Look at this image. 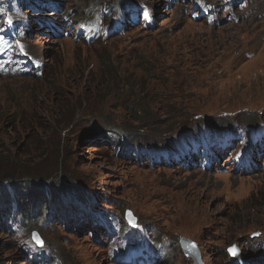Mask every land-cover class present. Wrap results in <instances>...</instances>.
Here are the masks:
<instances>
[{"label": "rangeland", "instance_id": "374dc122", "mask_svg": "<svg viewBox=\"0 0 264 264\" xmlns=\"http://www.w3.org/2000/svg\"><path fill=\"white\" fill-rule=\"evenodd\" d=\"M40 1L50 0H15L0 13L5 28L23 33L20 49L43 65L36 77L0 75V182L59 181L72 209L88 210L84 196L93 206L89 222L48 212L33 226L13 221L12 201L9 221L0 213V264H34L48 253L52 264H120L112 251L125 246L103 218L115 216L119 227L127 210L138 221L128 239L141 231L164 241L161 264H194L181 237L197 244L204 264L260 254L264 168L236 173L230 157L213 171L152 166L114 149L107 133L120 127L132 147L155 149L197 127L264 123V0H212L220 9L209 20L193 19L189 0H52L78 19L95 1L154 11V26L94 44L36 27Z\"/></svg>", "mask_w": 264, "mask_h": 264}, {"label": "trees", "instance_id": "16d2710c", "mask_svg": "<svg viewBox=\"0 0 264 264\" xmlns=\"http://www.w3.org/2000/svg\"><path fill=\"white\" fill-rule=\"evenodd\" d=\"M12 2V6L15 4V0H0V13L9 5L8 3ZM112 64V61L110 62ZM31 73V72H29ZM33 77H36L34 73L28 74ZM125 84H128L127 82ZM140 93H142L143 89L138 90ZM112 130L107 133L108 134V140L109 142L113 143L114 149H117V151H122V153H129L131 154V151H134V154L138 157H142V154L144 155L145 150L141 148V146H135L130 141V133L127 130H124L120 127H111ZM145 157V155H144ZM145 161L148 163V161L145 158ZM150 164V163H149ZM151 165V164H150ZM160 167V166H159ZM8 176V175H5ZM12 189V190H11ZM70 190L65 188V186L62 184V182H40L38 180L34 179H27V180H21L20 182L12 181L9 182L7 186L0 182V213L2 214L5 221H9L7 218H10V214L12 212L11 210V202L16 201L17 202V209L13 213V221L17 223H23L28 225H33L38 221H43V219L46 217L48 212L52 213L53 217H56V214L61 216L63 214L65 220L70 223L71 220H76L77 223L82 222V219L85 218L86 222H89V219H87L86 215L89 212V210L93 206V202H91L89 199L84 197H79L82 206L87 208L86 211H78L76 207L74 206V209H72L73 206L71 202H74V198H71V193H69ZM11 193V196H10ZM30 205L31 207H34L33 211H29L27 206ZM104 226L107 224L112 225L114 228H117L118 230L123 231L124 227H128L126 222H123L121 226L118 227L117 218L115 216H105L103 218ZM103 226V225H101ZM94 227V226H93ZM148 231V227H145V232ZM93 235V231H90ZM124 232V231H123ZM147 234V233H145ZM142 236L144 241L150 240L145 235ZM147 239V240H146ZM151 244H153L154 247L159 248L164 244V241L161 240L160 236H157L155 239V242L147 241ZM37 252H40L39 247L37 246ZM51 255V253H49ZM41 255H38L36 257H40ZM44 261L42 264H51V258H48L45 260V256H42ZM26 258V257H25ZM29 264V262H28ZM34 264H41L40 261L36 260L34 261Z\"/></svg>", "mask_w": 264, "mask_h": 264}, {"label": "water", "instance_id": "95a60500", "mask_svg": "<svg viewBox=\"0 0 264 264\" xmlns=\"http://www.w3.org/2000/svg\"><path fill=\"white\" fill-rule=\"evenodd\" d=\"M129 212L132 214V218H134L135 221L134 225L129 222V216H128ZM125 218L131 225L136 226L137 217L134 216V213L131 210L126 211ZM181 244L186 255L194 259V264H204L202 261L201 253L193 241H191L190 239L182 238ZM193 245H195V247H193Z\"/></svg>", "mask_w": 264, "mask_h": 264}, {"label": "snow or ice", "instance_id": "6c2138e0", "mask_svg": "<svg viewBox=\"0 0 264 264\" xmlns=\"http://www.w3.org/2000/svg\"><path fill=\"white\" fill-rule=\"evenodd\" d=\"M8 22L11 23V20L9 19ZM128 216H129V222L134 225L135 224V221H134V218H132V214L130 212L128 213ZM34 240L36 241V243L39 246L43 247V240L38 235L37 236H34ZM193 247H195V245H193ZM229 252L232 255H236L237 252H238V250H237V248L232 247V248L229 249Z\"/></svg>", "mask_w": 264, "mask_h": 264}, {"label": "bare ground", "instance_id": "6f19581e", "mask_svg": "<svg viewBox=\"0 0 264 264\" xmlns=\"http://www.w3.org/2000/svg\"><path fill=\"white\" fill-rule=\"evenodd\" d=\"M39 45H40V43H39Z\"/></svg>", "mask_w": 264, "mask_h": 264}]
</instances>
